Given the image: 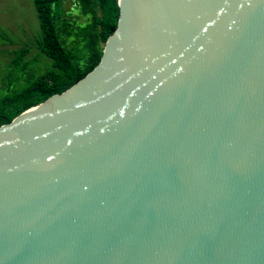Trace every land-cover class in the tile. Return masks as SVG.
Listing matches in <instances>:
<instances>
[{"label":"water","instance_id":"95a60500","mask_svg":"<svg viewBox=\"0 0 264 264\" xmlns=\"http://www.w3.org/2000/svg\"><path fill=\"white\" fill-rule=\"evenodd\" d=\"M118 1L0 127V264H264V0Z\"/></svg>","mask_w":264,"mask_h":264},{"label":"trees","instance_id":"16d2710c","mask_svg":"<svg viewBox=\"0 0 264 264\" xmlns=\"http://www.w3.org/2000/svg\"><path fill=\"white\" fill-rule=\"evenodd\" d=\"M34 4L39 19L37 61L45 58L42 62L50 67L46 75L38 76L29 69L26 75L30 76H12L23 52L8 64L9 73L1 87L5 94L0 98V127L94 70L118 26L121 10L118 0H73V7L67 5V0H34ZM21 79L25 81L21 91L11 93Z\"/></svg>","mask_w":264,"mask_h":264},{"label":"rangeland","instance_id":"374dc122","mask_svg":"<svg viewBox=\"0 0 264 264\" xmlns=\"http://www.w3.org/2000/svg\"><path fill=\"white\" fill-rule=\"evenodd\" d=\"M67 5L73 7V0H67ZM38 24L39 19L34 0H0V62H2V65L0 64V88L4 86V80L9 73L8 64L18 54H22L21 52H23V57L19 59V67L13 70L12 76L15 74L30 76L26 75L29 69L34 73H39L38 76L44 73L46 75L48 72L50 66L42 62L45 58H42L40 62L37 61L39 59L37 56L39 53L37 48ZM1 69L6 70L1 71ZM24 84L23 79L15 83L11 93L20 92ZM0 90L1 98L5 94V88Z\"/></svg>","mask_w":264,"mask_h":264}]
</instances>
